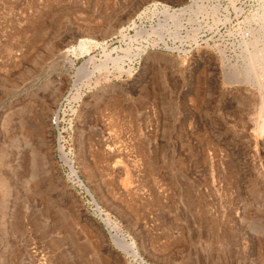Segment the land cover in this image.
<instances>
[{
	"label": "rangeland",
	"instance_id": "1",
	"mask_svg": "<svg viewBox=\"0 0 264 264\" xmlns=\"http://www.w3.org/2000/svg\"><path fill=\"white\" fill-rule=\"evenodd\" d=\"M153 4L195 12L178 36L162 32L164 46L137 38L129 72L77 77L88 55L65 50L124 48L119 30ZM256 6L0 0V264H264V143L248 96L264 81Z\"/></svg>",
	"mask_w": 264,
	"mask_h": 264
},
{
	"label": "bare ground",
	"instance_id": "2",
	"mask_svg": "<svg viewBox=\"0 0 264 264\" xmlns=\"http://www.w3.org/2000/svg\"><path fill=\"white\" fill-rule=\"evenodd\" d=\"M256 2H257V6L255 7L254 11H252L253 12V17L255 18V20H258V21L260 20L259 22H264V0H256ZM193 3H197V2H193ZM233 4L234 3H232V6H233ZM148 11H149V16L146 17V18H145V14H146L145 12H142L139 16H137V20L139 22V23L137 22L138 24L135 23V21H131V23L126 28H123V29L119 30V32H118V34H119V40L118 41L121 42V43H123L122 46H124V48H122L121 46H119L117 48H112L111 50H107L106 46H101L99 42L92 41L90 39H83V40H80L78 42V44H77L76 47H73V48H70V49L65 50L64 51L65 52V56L68 55V54H70L72 56L73 55L76 56L77 54L80 55V56H82V55H88V58L85 59L80 64V66L77 68V77L84 78V79L86 78V80H88V79H90L92 77V75H94V73L98 74L99 76H103V75L105 76V75H108L109 73H111L110 72L111 70H116L115 72H118V73H127V72H129V70H130L129 64L132 62V58L133 59L134 58H137L138 55L142 51L141 47H139V46L134 47V44L136 43L137 38L142 37V36H145V37H148L149 38L152 34L159 35L160 43H162L163 46H164V45H166V41H165V37L162 34V32L163 31H166V32H163V33L170 34L172 37H173V35H177L178 36V33H180V30L182 31L183 29L185 30V28H186V26H185V24H184L183 21L186 19V17H190V15L195 12L192 9V5L191 4L190 5H185L183 7H179V8H176V9H171L170 7L164 6V5L158 6L157 4H153L148 9ZM233 11L236 12V13H241L242 12L241 9L234 8V7H233ZM150 18L153 19V20H151ZM98 19H99V17H98ZM144 19H147L150 22L149 23V26H147L148 28H146L142 24V22H143ZM260 24L263 25V23H260ZM184 30H183V32H184ZM130 31L133 32V34L130 35L129 34ZM172 33H173V35H172ZM185 33H187V31ZM167 38L168 37H166V39ZM252 39H254V37ZM94 49L95 50H98V52L100 53V57H102L103 59H100V60L99 59H96L94 55L93 56H89V53L92 50H94ZM254 56H257V55H254ZM254 56L252 57L251 60L254 59ZM250 58H251V56H250ZM69 63H70V66H71L72 65V62H69ZM252 64H254V63L252 62ZM124 65H127L128 68L126 69L124 67ZM89 69H91V70H89ZM262 77H263V75L260 78H262ZM260 78H258V79H260ZM252 81L254 83L253 85H256L257 83L260 84L259 86L258 85L256 86V87H258V91H251L248 94V96L250 97V99H253L255 103L257 102V104H256V108H257V111H258V115L257 116L260 118V120H258L259 122L258 121H255L257 124H256V126H254L255 124L253 125L255 128L252 127V130H253L254 134L257 135V136L255 135V137L256 138L257 137H261L262 139L261 138L260 139L264 143V81H258L256 77H254ZM242 98H244V97H242ZM244 100H245V102L247 101L246 98ZM247 103L245 105H247ZM248 104H251V103L249 102ZM245 105H244V108L246 107ZM248 107H249V105H248ZM248 107H246V108H248ZM241 108H242V106H241ZM249 111H251L250 108H249ZM249 111H247V113ZM254 114H255V112H254ZM17 115H19V114H17ZM56 119H57V115L55 114V117H54V120L55 121L54 122H56ZM56 149H57L59 158L65 162V164L67 165V167H70V173H71L74 181L82 189L84 188V190H86V187L78 179L75 171L72 169L71 163H70L69 159L66 158V155L63 152V148H62V146H61V144L59 142L57 143V148ZM113 166H115V165H113ZM86 192H88V191H86ZM93 204H94L95 210L98 211L99 210L98 205L96 203H94V202H93ZM97 213H99V212H97ZM106 220H108V219H106ZM106 223H108V222H106ZM37 225H38V222H37ZM111 237H112V239H113L114 242H116L118 240V238L114 234H112ZM120 240L123 243L126 244V242H125L124 239L121 238ZM127 247H129V245ZM130 251H131L132 255H134L135 258H138L140 261H142L141 258L138 256V254L135 251L132 250V248H130ZM65 259H66V257H65Z\"/></svg>",
	"mask_w": 264,
	"mask_h": 264
}]
</instances>
